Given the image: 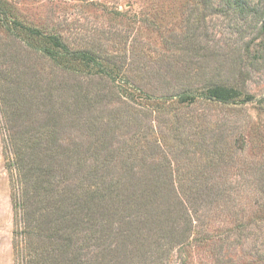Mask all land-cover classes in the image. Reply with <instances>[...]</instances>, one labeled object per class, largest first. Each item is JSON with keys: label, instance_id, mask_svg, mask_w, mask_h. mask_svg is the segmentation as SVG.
Returning a JSON list of instances; mask_svg holds the SVG:
<instances>
[{"label": "rangeland", "instance_id": "rangeland-1", "mask_svg": "<svg viewBox=\"0 0 264 264\" xmlns=\"http://www.w3.org/2000/svg\"><path fill=\"white\" fill-rule=\"evenodd\" d=\"M0 11V105L24 108L0 109V264L27 257L9 154L24 142L51 183L75 193L102 165L113 181L133 174L138 189L155 165L164 190L200 170L228 189L183 245L118 250L85 226L64 264H264V0H0ZM27 29L93 51L97 64L61 70L26 46ZM207 85L236 88L243 101L207 102Z\"/></svg>", "mask_w": 264, "mask_h": 264}, {"label": "trees", "instance_id": "trees-1", "mask_svg": "<svg viewBox=\"0 0 264 264\" xmlns=\"http://www.w3.org/2000/svg\"><path fill=\"white\" fill-rule=\"evenodd\" d=\"M24 38L27 40L26 46L32 47L43 57L51 58L61 70L74 73L83 68H93L94 64H97L93 51L71 48L58 35L44 36L37 30L27 29ZM69 87L78 89L79 86ZM204 90L200 98L207 102L237 105L239 101H243L242 93L233 87L207 85ZM47 94L48 96L44 94L43 97L51 101L50 89ZM184 99L181 97L177 102L182 103ZM9 102H1V112L3 106H7L11 108L12 117H19L16 111L24 108L18 105L16 100ZM50 120H53L52 115ZM54 140L55 138L50 136L46 145ZM9 154L10 168L15 171L20 188V197L16 203L19 212L18 230L23 237L20 241L24 240L23 251H26L27 256L21 259V264H64L63 262L69 260L67 254L72 255L70 259H74L78 254L77 249L74 251L73 248L85 226L89 227L87 230L94 228V233L90 234L97 235L99 240L112 239L115 249L118 250L127 249L129 244L132 247L128 248L130 252L146 243L155 248H158V245H183L184 239L191 233H202L205 226L202 212L209 207L207 204L218 200L219 192H228V189L219 191L215 185L210 187L207 183L212 179L218 182L217 176L212 177L208 173L206 175L204 170L186 177L181 176L176 186L173 182L170 188L164 190L160 187L166 179L162 177L163 168L155 165L157 177L144 176V180L140 181L144 182L141 184L144 188L138 189L135 187L138 179L134 180L133 174L125 177L120 175L117 181H113L107 178L108 174L102 165L93 169L91 176H86V180L91 178L93 182L88 183L84 191L75 193L73 190H67V187H57L51 183L52 169L48 165L38 163V150L35 152L34 147L25 142L19 147L15 144ZM217 165L220 166L218 163ZM81 169H85V166ZM172 174L170 172V175ZM260 174L258 182L264 184V170ZM157 200H160V203L166 200V206L163 209L158 208ZM179 222L181 225H177ZM88 239H92V236H88Z\"/></svg>", "mask_w": 264, "mask_h": 264}]
</instances>
